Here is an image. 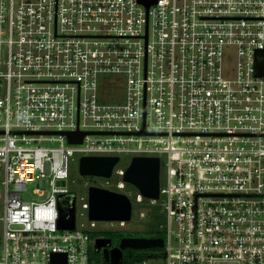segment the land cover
Wrapping results in <instances>:
<instances>
[{"label":"built area","instance_id":"2783aa9c","mask_svg":"<svg viewBox=\"0 0 264 264\" xmlns=\"http://www.w3.org/2000/svg\"><path fill=\"white\" fill-rule=\"evenodd\" d=\"M263 50L264 0H0V264L94 263L58 226L75 154L160 159L163 251L134 264H264Z\"/></svg>","mask_w":264,"mask_h":264},{"label":"water","instance_id":"95a60500","mask_svg":"<svg viewBox=\"0 0 264 264\" xmlns=\"http://www.w3.org/2000/svg\"><path fill=\"white\" fill-rule=\"evenodd\" d=\"M149 7L156 0H140ZM255 74L264 77V50L257 51L255 58ZM143 130L141 134L145 133ZM69 143L80 144L87 132L64 133ZM119 157L83 156L79 161V172L82 177L110 178ZM161 165L158 157H134L124 172L123 180L136 187L147 199L160 198ZM60 229H75L76 227V195L74 193L59 197ZM88 215L92 221H130L132 219V203L129 197L120 192H114L98 186L88 188ZM162 238L124 237L117 247L112 246V240L97 238L94 240V250L103 248L101 264H125L123 250L162 248ZM52 264H66V255H53Z\"/></svg>","mask_w":264,"mask_h":264},{"label":"rangeland","instance_id":"374dc122","mask_svg":"<svg viewBox=\"0 0 264 264\" xmlns=\"http://www.w3.org/2000/svg\"><path fill=\"white\" fill-rule=\"evenodd\" d=\"M225 65L230 67L233 65V56L230 55L225 60ZM118 77L109 76L103 80H107L104 84V92L101 96L108 101H123L125 97L124 86H119ZM113 84V85H112ZM80 155L75 154L69 159L70 178L67 187L76 195V228L83 230L91 235L93 233L108 234L112 239V246L117 247L124 237L135 238H154L159 232L166 230V213L164 211L161 200H151L140 195L136 187L123 180V172L130 165L132 156H122L119 163L114 169L111 178L102 177H82L79 172ZM105 186L117 192L124 193L129 196L133 205V216L130 221H92L88 215V188L90 186ZM163 251L161 248L153 249H130L123 250L124 260L127 255L133 256L150 253L155 251Z\"/></svg>","mask_w":264,"mask_h":264},{"label":"trees","instance_id":"16d2710c","mask_svg":"<svg viewBox=\"0 0 264 264\" xmlns=\"http://www.w3.org/2000/svg\"><path fill=\"white\" fill-rule=\"evenodd\" d=\"M99 236H108V234H101L99 232L98 233H93L92 238L99 237ZM154 238H162V239H164L165 238V233L164 232H159L158 236L154 237ZM148 256H149V253H143V254H139V255H135V256L130 254V255H127V257H125L124 263L125 264H134V263H136L138 261L145 260ZM91 261H92V263L94 262L93 264H101L103 259L99 258V257H96L94 255V252L92 251V253H91Z\"/></svg>","mask_w":264,"mask_h":264},{"label":"flooded vegetation","instance_id":"af4514ba","mask_svg":"<svg viewBox=\"0 0 264 264\" xmlns=\"http://www.w3.org/2000/svg\"><path fill=\"white\" fill-rule=\"evenodd\" d=\"M116 167V166H115ZM128 168V167H127ZM126 168V169H127ZM115 169V168H114ZM125 169V170H126ZM125 170H124V172H125ZM124 172H123V176H124ZM113 173H114V170H113ZM113 173H112V175H113ZM112 177V176H111ZM110 177V178H111ZM105 179H109V178H105ZM133 186V185H132ZM100 187H102V188H105V186H102V185H100ZM105 189H109V188H105ZM137 189V188H136ZM109 190H111V191H114V190H112V189H109ZM138 190V189H137ZM139 191V190H138ZM114 192H117V191H114ZM121 193V192H120ZM140 193V192H139ZM124 194V193H123ZM126 195V194H125ZM140 195H141V193H140ZM128 196V195H127ZM142 196V195H141ZM129 197V196H128ZM143 197V196H142ZM145 198V197H144ZM130 199V198H129ZM132 203V202H131ZM132 216H133V205H132ZM92 236V235H91ZM97 238H99V239H101V238H108V239H111V237L110 236H99V237H95V238H93V252H94V255L96 256V257H99V258H102L103 259V248L102 249H100L98 252L97 251H95L94 250V240L95 239H97ZM112 240V239H111ZM123 257H124V253H123Z\"/></svg>","mask_w":264,"mask_h":264}]
</instances>
